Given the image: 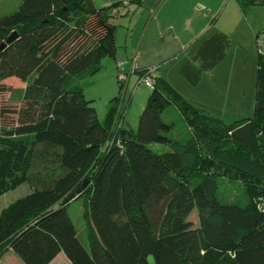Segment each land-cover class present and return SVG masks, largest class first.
<instances>
[{"label": "trees", "instance_id": "1", "mask_svg": "<svg viewBox=\"0 0 264 264\" xmlns=\"http://www.w3.org/2000/svg\"><path fill=\"white\" fill-rule=\"evenodd\" d=\"M16 1L0 17V43L16 32L0 49V196L29 188L0 211V259L11 250L24 264H49L60 252L70 264H264V55L248 117L226 123L154 75L135 128L112 130L114 108L100 123L79 82L113 55L122 12L111 11L123 0ZM228 44L214 35L201 49L210 58L182 75L195 85ZM171 105L192 137L153 151L173 125L161 117ZM51 155L55 171L41 160ZM223 179L243 183L244 205L218 200ZM80 198L88 249L66 211Z\"/></svg>", "mask_w": 264, "mask_h": 264}, {"label": "crops", "instance_id": "2", "mask_svg": "<svg viewBox=\"0 0 264 264\" xmlns=\"http://www.w3.org/2000/svg\"><path fill=\"white\" fill-rule=\"evenodd\" d=\"M114 1L101 0L100 6ZM251 5H240L237 0H136L125 7L115 21L113 55L103 57L98 71L94 73L107 71L111 74L115 88L118 87L115 68L117 60L123 62L127 74L123 94L117 100L119 108L116 107V101L115 105L110 103L105 109V117L108 110L114 108V114H117L122 126L131 127L126 121V111L133 95H140V76L150 67L155 68V76L176 89L189 104L209 115L216 108L235 109L240 106L242 102L235 87L228 88L226 84L218 87L220 83L216 84L215 81L217 78L229 77L228 80L232 82L248 65L247 54L251 57L249 65L255 76L259 52L258 31L264 28V13L255 11ZM217 34L228 37L225 54L211 69L201 70L198 82L192 85L182 75L181 68L191 64L195 69H200L201 62L206 57L210 58V54L201 53L203 44ZM195 95L199 97L195 98ZM144 105L145 102L138 110L136 123ZM95 112L100 123L105 121L103 115H98L96 108ZM4 195L6 193L0 198ZM57 259L60 263H56ZM0 264L24 263L8 250L1 257ZM49 264L70 262L60 252Z\"/></svg>", "mask_w": 264, "mask_h": 264}, {"label": "rangeland", "instance_id": "3", "mask_svg": "<svg viewBox=\"0 0 264 264\" xmlns=\"http://www.w3.org/2000/svg\"><path fill=\"white\" fill-rule=\"evenodd\" d=\"M101 3H102L101 0H94V4L97 7H99ZM250 4H253L251 6L255 8V11H258L259 13H264V3H258V4L250 3ZM17 5L18 2L16 0L0 1V17L6 14L13 13L17 9ZM258 34H259V38L257 40L259 41L258 50L260 53H264V28H261V30L258 31ZM256 44H257L256 46H258V43ZM246 59L248 65L243 71L239 72L240 73L239 76L238 74L235 76L234 78L235 81L232 80L231 82V80H228L229 77H226L224 79L217 78L215 81L216 84L220 83L218 87H224L225 84L226 87L228 88L234 89L235 87L236 89L235 92L236 93L238 92V95L242 102L241 105L235 109L224 108L220 110L216 108L215 111H212V113H210V115L212 116L216 115L218 117H222L221 119H223L224 122L226 123H229L234 119H241L251 115L255 76H254V70L252 71L249 65L251 57L248 54L246 55ZM10 83L12 85H15L14 80H11L9 84ZM79 83L84 93L85 99L90 101L89 104L92 107H94V109L95 108L97 109L98 115L101 116L103 115L104 117H105L104 115L105 109L106 107L108 108V105L113 102L112 99L118 93L120 97L123 94L124 84L121 86L123 87L122 89L120 88L121 90H119V87L115 88V85H112L113 81L111 79V74H109L107 71H100L99 73H96L91 77L83 78L80 80ZM173 83L177 85L176 82L173 81ZM139 86H140L139 88L140 95H138V93L133 95L131 104L128 106V109L126 111V121L131 125V128H135L138 110L140 109V106L143 104V102H146L148 94L150 93V89L146 87L144 84L141 83ZM129 92L130 91H128L127 95L129 94ZM194 97L195 98L199 97V95L198 96L195 95ZM115 104L116 107L118 106L119 108V102L116 101ZM161 117L163 121H165L167 124L172 123L173 125L171 124L172 127H170L169 130H166L164 133L165 139L167 141L165 140L163 142H157L149 146L150 149H152L153 151L162 152L169 150L171 141L173 140L184 141L185 139L192 137L191 129L187 126L184 117L182 118V116L174 106L171 105L166 111L162 112ZM111 123H112L111 126L112 130L114 128L116 130L118 126L122 125L121 121L118 120L117 114H114V119L112 120ZM52 156L53 155L49 157L50 158L49 160L47 159L48 157L45 156L41 158V160L45 161L46 163L49 161L48 163H50V161L53 160ZM51 163L52 164L49 165V169L51 171H55L54 168L56 165L54 161H51ZM28 188L29 185L24 184L15 190L7 192L6 195L0 198V211L2 208L7 206L10 202L15 200L16 198L23 196L25 192L28 191ZM217 198L219 201L222 202H235L240 205H244L247 201V196L244 190L243 183L237 180L223 179V181H220ZM83 202L84 201L81 198L71 201V203L68 204L66 211L74 223L78 239L84 245V247L88 249V242L86 237V225L82 218L83 204H84ZM190 220H192L195 226L198 225V220L195 211L191 213ZM148 261L149 264H154V260L152 257H149ZM56 263H60V260L57 259Z\"/></svg>", "mask_w": 264, "mask_h": 264}, {"label": "built area", "instance_id": "4", "mask_svg": "<svg viewBox=\"0 0 264 264\" xmlns=\"http://www.w3.org/2000/svg\"><path fill=\"white\" fill-rule=\"evenodd\" d=\"M245 1H250L253 3H264V0H245ZM128 2L129 0H123L118 6H115L112 9L111 14L119 15L123 11V9L126 7V5L129 4ZM115 68H116L117 81L119 82L120 86H122L127 80V74L124 71L123 62L120 60H117L115 63ZM154 71H155L154 67H150L146 69L145 75L141 76L139 79V82L144 84L149 89H152L154 85V81L152 78L154 76Z\"/></svg>", "mask_w": 264, "mask_h": 264}, {"label": "water", "instance_id": "5", "mask_svg": "<svg viewBox=\"0 0 264 264\" xmlns=\"http://www.w3.org/2000/svg\"><path fill=\"white\" fill-rule=\"evenodd\" d=\"M15 36H16V32H12V33L6 38L5 41H3V42L0 43V49L3 48L6 44H8V43H9V42H10ZM83 186H84V185L82 184V187H83ZM79 190H80V189H77L76 192H79ZM74 195H75V192L69 194V195L63 200L62 204L65 203V202H67V201L70 200L71 198H74Z\"/></svg>", "mask_w": 264, "mask_h": 264}]
</instances>
